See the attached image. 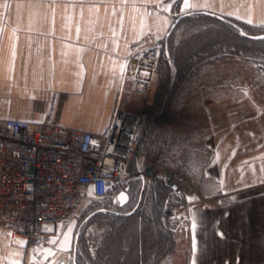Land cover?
<instances>
[{"label":"crops","instance_id":"0c3cea01","mask_svg":"<svg viewBox=\"0 0 264 264\" xmlns=\"http://www.w3.org/2000/svg\"><path fill=\"white\" fill-rule=\"evenodd\" d=\"M189 3L196 7L184 0H0V119H49L100 134L123 88L125 110L140 112L142 96L129 91L131 76L124 79L126 59L142 41L163 43L181 13L209 10L264 27V0ZM228 89L203 100L204 170L215 187L200 192L207 199L185 208L176 226L186 264H264V86ZM60 233L67 241L44 249L43 262L0 226V264L73 261L70 231Z\"/></svg>","mask_w":264,"mask_h":264},{"label":"trees","instance_id":"16d2710c","mask_svg":"<svg viewBox=\"0 0 264 264\" xmlns=\"http://www.w3.org/2000/svg\"><path fill=\"white\" fill-rule=\"evenodd\" d=\"M238 23L250 34L264 33V27ZM169 52L176 72L167 106L153 120L151 113L136 155L169 167L182 165L201 193H212L215 186L206 180L204 170L209 153L203 141L206 133L201 123H205L206 113L200 100L222 95L233 84H240L248 70L257 82L264 83V38L246 37L217 16L194 11L182 16L172 29ZM171 77L163 42L150 93L153 107L166 95ZM142 188V179L120 183L117 191L128 192L124 204L112 195L84 199L89 201L88 212H97L80 228L78 264H172L178 223L171 222L167 210L186 206V198L175 194L161 176L146 180Z\"/></svg>","mask_w":264,"mask_h":264},{"label":"built area","instance_id":"2783aa9c","mask_svg":"<svg viewBox=\"0 0 264 264\" xmlns=\"http://www.w3.org/2000/svg\"><path fill=\"white\" fill-rule=\"evenodd\" d=\"M161 39L138 43L126 59L124 79L132 77L129 91L145 100L138 114L125 110L122 89L110 124L100 134L57 124L0 119V226L14 239L24 240L40 261L53 248L60 228L71 224L86 198L117 197V186L129 180L161 176L169 188L186 198L167 216L178 223L185 208L200 195L194 179L158 160L132 163L151 116L148 98L159 71ZM62 264H72L62 263Z\"/></svg>","mask_w":264,"mask_h":264},{"label":"rangeland","instance_id":"374dc122","mask_svg":"<svg viewBox=\"0 0 264 264\" xmlns=\"http://www.w3.org/2000/svg\"><path fill=\"white\" fill-rule=\"evenodd\" d=\"M182 14V13H181ZM242 82L241 83H247L250 87H251V89L252 90H256L259 86H264V83H261V82H257L256 80H255V77L254 76H252V74L250 73V70H248L247 72H244L243 73V76H242ZM223 90V89H222ZM221 90V91H222ZM227 90H229V89H227ZM255 92V91H254ZM256 93V92H255ZM170 95V94H169ZM207 95V94H206ZM165 97H166V95L164 96V98L162 99V100H158V103L156 104V106L155 107H153L152 106V101L150 100V97L148 98V101L147 102H149V104H150V106H151V109H152V114H153V112H154V114H153V117H152V120L154 119V115L156 114V113H159L161 110H162V107H163V104H164V100H165ZM169 97V96H168ZM207 97V96H206ZM145 100V98H143L142 97V101H141V103H143V101ZM168 100V99H167ZM203 98H202V100H200L201 101V108L203 107L204 108V105H203ZM131 104L132 105H134V104H139V102L138 101H134V100H132V102H131ZM166 106H167V102H166ZM166 106H165V108H166ZM165 108H164V110L162 111V113L165 111ZM205 110V109H204ZM161 113V114H162ZM206 113V112H205ZM160 114V115H161ZM159 115V116H160ZM158 117V116H157ZM204 120H205V123H201V127H203V131L206 133V135H207V131H208V125H207V122H208V118H207V115L205 114V116H204ZM150 123H151V120H150V122H149V124L148 125H146V128H145V130H144V133H143V135L146 133V131H147V129H148V127H149V125H150ZM142 135V136H143ZM206 137V136H205ZM204 137V138H205ZM204 141V140H203ZM146 157H143V156H141V155H136V158H135V162H134V164H133V166H132V168L133 169H137V162H143V161H145L146 159H145ZM146 162V161H145ZM175 167H177V168H179L181 171H183V172H185L184 170L185 169H183L184 167H182V165L181 166H178V165H175ZM188 177H190V178H192V179H194V177H191V176H188ZM195 180V179H194ZM85 203L82 205V207L80 208V211H79V215H78V217L76 218V220H75V222L72 224V225H69V226H63V227H61L60 228V230L62 231V229H69V231H70V234H69V250H72L74 247H73V243H74V240H75V235H76V233H77V231H78V229H79V227H80V224L82 223V221L85 219V217H87L91 212H88V210L89 209H87L86 207H87V205L89 204V201H87V200H85L84 201ZM60 231V232H61ZM61 234V233H60ZM58 238H59V236H58ZM58 238H56V239H58ZM67 240H66V238H62L61 240L59 239V247L61 248L63 245H64V243L66 242ZM58 243H57V245H58ZM54 246V245H53ZM146 261V260H145ZM186 261H187V249L182 245V243H181V241H180V238L177 240V246H176V251H175V253H174V257H173V260H172V264H186Z\"/></svg>","mask_w":264,"mask_h":264},{"label":"water","instance_id":"95a60500","mask_svg":"<svg viewBox=\"0 0 264 264\" xmlns=\"http://www.w3.org/2000/svg\"><path fill=\"white\" fill-rule=\"evenodd\" d=\"M192 12L194 11H188V12H184L182 14H180L178 17H176V19L174 20V22H172L165 38H164V52L167 56V59L169 61V63L171 64V68H172V77H171V82H170V86H169V89L166 93V97H165V100H164V104H163V107H162V110L159 112V113H156L154 115V118H156L157 116H159L162 111L164 110L165 106H166V102H167V99H168V96L170 94V91H171V88L173 86V83L175 81V72H176V67L174 66L173 64V61H172V58L170 56V52H169V36H170V33L172 31V29L175 27V25L177 24V22L179 21V19L182 17V16H185V15H188V14H191ZM203 12L207 13V14H210V15H214V16H217L218 18L228 22L229 24L233 25L234 27H236L239 32L246 36V37H249V38H253V39H262L264 38V33L263 34H250L248 32H246L238 22L230 19L229 17L225 16V15H222L220 13H216V12H213V11H209V10H203ZM142 182H143V188H142V191L144 189V185L146 183V180L145 178H142ZM117 199H119V201L121 202V204H124L127 200H128V192L127 191H120L117 195ZM141 199V197H140ZM138 205H136V207L132 210L134 211L136 208H137ZM100 210V209H98ZM97 212V210L95 211H92L87 217H85V219L82 221V223L80 224V227L75 235V242H74V250H73V264H78L77 263V259H76V253H77V244H78V239H79V235H80V228L82 227V225L87 222L89 220V218L95 214ZM128 214V213H126Z\"/></svg>","mask_w":264,"mask_h":264},{"label":"snow or ice","instance_id":"6c2138e0","mask_svg":"<svg viewBox=\"0 0 264 264\" xmlns=\"http://www.w3.org/2000/svg\"><path fill=\"white\" fill-rule=\"evenodd\" d=\"M184 7L185 8H191V7H196V5L189 3V0H184Z\"/></svg>","mask_w":264,"mask_h":264}]
</instances>
